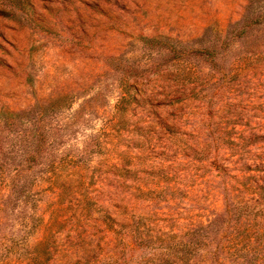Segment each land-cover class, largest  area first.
Segmentation results:
<instances>
[{
	"label": "rangeland",
	"instance_id": "1",
	"mask_svg": "<svg viewBox=\"0 0 264 264\" xmlns=\"http://www.w3.org/2000/svg\"><path fill=\"white\" fill-rule=\"evenodd\" d=\"M74 112L78 182L0 167V264H264V0H0V138Z\"/></svg>",
	"mask_w": 264,
	"mask_h": 264
},
{
	"label": "trees",
	"instance_id": "2",
	"mask_svg": "<svg viewBox=\"0 0 264 264\" xmlns=\"http://www.w3.org/2000/svg\"><path fill=\"white\" fill-rule=\"evenodd\" d=\"M131 100L132 97L129 94L127 95V92H123L118 101L120 104L118 110H122L123 113L125 107L121 105ZM121 117L123 118V115ZM114 119V121H117V118L114 117ZM82 120L83 118L81 119L79 112H74V115L72 117L69 116L68 120L63 124L51 125L47 129L41 127V130L34 132H32L33 129L31 128L28 132L23 131L24 133L16 135L15 141H9L10 143L5 142L4 137L0 138V167L10 178V191L6 196L8 203L11 201L14 193L20 196L27 194L31 185L30 181H36V176L34 175L36 168H39L47 176L46 180L56 196L60 195L63 188L70 187L73 179L72 176L74 177L75 174L80 173L79 177H83V172H86L88 169L87 166H89L87 160L80 159L78 162H75L71 156L63 159L59 158L61 146L76 132L71 129L72 125ZM122 120L120 119L119 121ZM110 123L116 125V122L109 121L105 127L96 129L95 134L86 135V144L84 146L86 149L78 151L76 156H88L89 151H91L88 148L91 145H95L94 148L98 149V152L102 150L105 155H110L111 152L113 153L114 146L112 148L107 146L109 141H100L102 139L108 140V138H113V132L118 134V130L121 129L119 126H111ZM85 124H91L89 119H85ZM18 155L19 158L17 159L16 156ZM106 164H108L107 166L109 168L115 170V162L108 161ZM68 168L71 170L68 171ZM120 169L122 170V167ZM108 170L102 171L99 175H95L96 178H99L98 182L100 184L105 180L102 176L108 177ZM90 175L93 177L92 171ZM60 180H63L64 183L66 182L65 186L59 184ZM73 180L78 182L75 179ZM81 184L83 185V183Z\"/></svg>",
	"mask_w": 264,
	"mask_h": 264
}]
</instances>
